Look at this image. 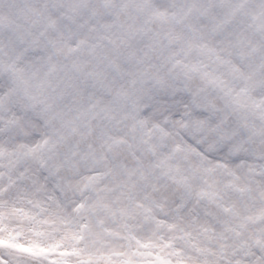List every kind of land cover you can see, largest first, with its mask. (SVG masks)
Listing matches in <instances>:
<instances>
[{
	"label": "clouds",
	"instance_id": "9594fccd",
	"mask_svg": "<svg viewBox=\"0 0 264 264\" xmlns=\"http://www.w3.org/2000/svg\"><path fill=\"white\" fill-rule=\"evenodd\" d=\"M0 264H264V0H0Z\"/></svg>",
	"mask_w": 264,
	"mask_h": 264
}]
</instances>
